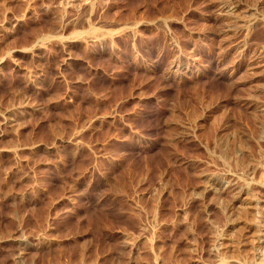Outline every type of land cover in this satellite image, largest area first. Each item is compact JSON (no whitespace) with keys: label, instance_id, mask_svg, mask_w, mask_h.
Segmentation results:
<instances>
[{"label":"rangeland","instance_id":"1","mask_svg":"<svg viewBox=\"0 0 264 264\" xmlns=\"http://www.w3.org/2000/svg\"><path fill=\"white\" fill-rule=\"evenodd\" d=\"M0 264H264V0H0Z\"/></svg>","mask_w":264,"mask_h":264}]
</instances>
